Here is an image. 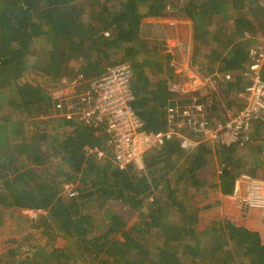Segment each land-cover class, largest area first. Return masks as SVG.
Returning a JSON list of instances; mask_svg holds the SVG:
<instances>
[{
	"label": "trees",
	"instance_id": "16d2710c",
	"mask_svg": "<svg viewBox=\"0 0 264 264\" xmlns=\"http://www.w3.org/2000/svg\"><path fill=\"white\" fill-rule=\"evenodd\" d=\"M167 7L175 9L173 18L183 17L191 22L193 40L189 66L217 65L215 74L238 71L235 81L237 83L239 78L242 85L241 71L246 66V56L264 35L260 21L264 15V0H0V117L13 115L16 110L20 117L21 113L25 115L21 121L27 120L24 103L36 109L44 104L35 113H47L51 103L46 98L47 90L36 83L37 78L45 80V84L52 82L48 89L64 76L88 77L119 62L111 60V53L131 51L135 43L144 49L151 40H156V46L163 53L156 48L146 49L140 60L147 66L136 62L133 68L138 77V84L134 85V107L144 130H165L168 109L183 108L190 102L180 91L179 99L169 95L168 82L176 83L170 73L171 56L161 47L160 40L142 36L141 31L145 19L162 17ZM202 33L204 37L200 36ZM242 50L244 60L237 55V51ZM79 51L83 52L82 56ZM161 63L167 70L163 79ZM215 74L211 77L215 84L234 80L232 74L228 80L223 76L225 73L223 80ZM147 77L155 80V91L148 90ZM25 78L38 86L26 82ZM199 93L196 103L211 109L204 100L206 96ZM234 100L236 102L235 96ZM223 106L221 102L215 105L214 111L211 109V116L207 117L210 123L212 117L217 121L223 119ZM52 125L40 130L37 124L25 134L10 137L7 158L12 162L17 160L19 168L10 179L0 167V208L16 225L15 233L42 227L52 233L58 231L61 242H46L41 251H35V254L40 251L48 255L50 264H120L119 261L124 264H264V245L259 242L248 245L257 235L245 228L225 225L219 230L214 220L202 224L203 231L192 242H179L174 234L198 223L197 213L185 208V198L194 202L195 194H206L216 184L218 192L230 195L234 180L245 173L243 170L257 177L254 171L259 168L255 165L258 159H252V165L247 167L249 161L238 154L243 148L201 145L194 152H187L177 141H170L145 155L144 173H138L132 166L124 171L113 169L119 187L99 184L97 189L101 193L96 201L100 204L109 201L115 205V211L105 218L104 233L88 239L86 218L81 211L90 198L84 192L98 185L95 172L101 168V163L86 157L83 147L99 144L102 137L74 124H59L55 128ZM69 125L67 134L61 131ZM263 127L262 122H254L250 141L245 146L260 138L259 131ZM4 137L5 132L0 134V139ZM46 143L48 147H44ZM259 155L258 161L264 165L260 146ZM209 163H216L217 168L208 172L206 179L202 171L211 168ZM79 174L83 178L78 193L69 197L65 191L66 180ZM87 174L91 175L89 183ZM262 179L264 181V174ZM205 184L206 190L198 191ZM149 197L151 200L147 199ZM176 206H180V212L174 211L168 217ZM19 211L35 214L24 217L17 214ZM160 211L162 217L155 222L158 229L161 227L158 240L155 236L141 237L135 228L128 226L129 213H138L139 219L144 221ZM52 233L48 236L56 237ZM9 241H3L7 246L0 252V264H14L8 261L11 258L8 247L13 240ZM112 250L114 255L110 256L108 251Z\"/></svg>",
	"mask_w": 264,
	"mask_h": 264
},
{
	"label": "built area",
	"instance_id": "2783aa9c",
	"mask_svg": "<svg viewBox=\"0 0 264 264\" xmlns=\"http://www.w3.org/2000/svg\"><path fill=\"white\" fill-rule=\"evenodd\" d=\"M263 67L264 40L261 39L249 50L246 66L241 71L244 86L235 94L238 109L222 110L223 119L214 124L207 120L211 116V109H205L193 99L186 107L168 109L165 130H144L143 121L134 107V72L132 63L128 60L114 63L89 78L82 74L73 80L64 76L53 83L50 92L46 91L51 107L46 115H40V119H50L56 123L70 121L96 135L102 134L99 144L83 147L86 157L100 161L109 155L119 170L124 171L132 166L138 173H144L145 155L170 141H177L180 148L187 152H194L205 143L213 148L233 145L245 148L250 141L253 123L264 122ZM183 73L187 77V90L190 94L201 92L203 88L215 84L212 78L206 79L188 68ZM215 75L221 79L223 76L230 79L229 74ZM190 134L201 138L196 139ZM260 153L264 156V141L260 144ZM65 189L69 197L75 196L70 184H65ZM230 198L241 208L259 211L264 217L262 178L247 173L240 174L234 180Z\"/></svg>",
	"mask_w": 264,
	"mask_h": 264
},
{
	"label": "rangeland",
	"instance_id": "374dc122",
	"mask_svg": "<svg viewBox=\"0 0 264 264\" xmlns=\"http://www.w3.org/2000/svg\"><path fill=\"white\" fill-rule=\"evenodd\" d=\"M77 1H80V0H77ZM169 10H172V9L170 8ZM169 10L165 9V11H169ZM261 17L262 18H260V21L262 22V24H263L262 27L264 28V15ZM200 36L204 37L205 33H204V35L201 34ZM146 37H148V36H146ZM260 37L262 40H264V35H261ZM182 38L184 39V37H182ZM184 40L185 41L180 42L179 46L180 45L182 46L181 49H183L184 46H186V48L183 50H187L188 49L187 47L189 45V43L187 41H189V38H186ZM192 40L193 39H190L191 42H192ZM207 41H208V37H207ZM207 41H205V42H207ZM133 46H134L133 50L137 51L138 48L141 47V44L135 43V45H133ZM243 52H244V50L237 51V55H238L239 59H242L245 56ZM78 53L80 56H82V54H83V52H81V51H79ZM121 58H123V59H121ZM117 59H118V61H120V60L130 61L132 63V66L134 69H135V66H137L135 60H133L130 57L128 58V52L127 51L118 52ZM140 59L142 60L143 58L141 57ZM176 59H177V61H175L176 62L175 68L177 66V62L179 64H182L184 62V61H181V62L178 61L177 55H176ZM242 60H244V58ZM143 64H144V62H143ZM262 71L264 73V67L262 68ZM154 73L156 74V72H154ZM154 73H153V78H154ZM223 73H225L224 75L232 74L231 71L219 72L218 74L220 76H222ZM64 74L67 75V72H65ZM29 78L33 79V77H29ZM29 78H25V81L26 82H32V81H29L30 80ZM132 78H133L132 79L133 83H135V85H137L138 84V77L135 74V72L133 73ZM174 81L176 83H178V84L174 85V89L180 88L182 85L184 87V85L186 83L184 76L183 77L176 76L174 78ZM45 82H46L45 80L37 78L36 83H38L39 86L44 87V89L49 91L51 86L48 89H47V87H48V84H51L52 82H50L48 84H45ZM32 83H33V85H36L34 81ZM53 83H55V82H53ZM217 83L218 84H214L213 86L208 87V92H209V93L207 92L208 94H206L204 92L203 96L204 97L206 96L205 97L206 99H204L206 104L210 105L211 109H213V111H214L215 105L222 102L224 104V106L222 107L221 110L228 109V110L236 111L237 110V103L234 100V96L238 91H240L241 88H243V87L240 88V86H242L244 84V82L242 85L240 82H239L240 84L237 83V84H239V86H237L235 80H233V81L229 80L226 82L221 81V82H217ZM36 86H38V85H36ZM185 90H187V89L185 88ZM201 92H202V90H201ZM181 93L184 94L186 97L189 96V93H186V92H181ZM45 94H46V98H49L48 92H45ZM210 94H213V96ZM193 95L197 96V94H195V93H193ZM6 98H8V97H6ZM4 100H6V99H4ZM34 101H35V97H34ZM207 102H209V103H207ZM224 102H226L227 106ZM42 105L45 106L44 104H41L40 106L37 107V109L39 110V108ZM212 105H213V108H212ZM24 106H25L24 109L26 108L25 114L27 116V120L24 119L25 121H23V120L21 121V119L25 115L23 116L21 113V117H20V113L16 110H13V115L11 113L8 116L0 117V134H3V132H5L6 138H7V141H6L5 137L0 139V167H1V170L4 169L8 173V175L10 176L9 177L10 179L12 178L14 171L18 170V168H19V164L15 163V162H17V160L15 162H12L7 158V147H8L7 144H8V140L10 141V137L17 136V135L20 136L21 133L25 134L26 131L31 130L37 124H38L40 130H43L50 123L55 124V121L50 120V119L46 120L44 122L38 123V121L42 120V119H40V115H42V114L46 115L48 113L49 109L47 110V113H42V112L41 113H35L37 110L36 107L33 108V107H31L30 104L26 105L25 103H24ZM18 118H19V120H17ZM216 121L217 120L212 117L211 123L214 124ZM44 123H46V124L44 125ZM60 124H61V122H60ZM262 124L264 126V122H262ZM52 126L54 128L56 127L55 125H52ZM68 130H70L68 127L63 128V130L61 129V131L66 133V134L68 133ZM51 133H54V132H51ZM100 135L102 136V134H100ZM259 135H260L261 139L260 138L254 139L255 141H252L251 145L246 146L245 148L238 151V154L243 158V160H248L249 162L252 161V159H255V160L258 159L259 160V157H260L259 145H260V142L264 141V127L262 128L261 131H259ZM44 147H48V144L46 143ZM257 150H258V153L256 152ZM258 160L256 162H258L259 168H255L254 175H256L257 178H260L264 174V165H262ZM102 161H96V162L101 163V168H98L97 171L95 172V178L97 180L98 185H95L94 187H90L89 189H86L84 192L87 195V197L90 198V201H88L82 207V211H81V214L86 218L85 224H86V228H87V233H85V234H86L88 239H90L92 236H97V235H101L102 233H104V231L107 228V220L105 218L110 213H113L115 211V205L114 204L111 205L109 203V201H106V202L101 203V204L96 201V198H98L99 197L98 195L101 193L98 190L99 189L98 186H99V184H103V183L106 184L107 178H109L111 180V183H109L110 185L114 184V187H116V188H118L117 186H119V184H117V180H119V179L116 177L115 172H113V169H114L113 166L114 165L110 164L109 165V166H111L110 169L104 168L102 166L104 164V162H102ZM256 162H255V164H256ZM95 164L97 165L98 163H95ZM211 165L212 164H210V166ZM105 166H107V165H105ZM210 169H208V170H210ZM208 170L206 171L204 169L202 171V172H204V174H202V176L206 179L208 177V172H210ZM243 172L248 173L247 170H245V171L243 170ZM86 177H87V182L89 183V181H91V179H90L91 175L87 174ZM81 178H83V177H80V174H79L74 179L69 178L66 180V184H70L71 187H73V190L75 192V196L78 193L77 189L81 185L80 184V182L82 180ZM210 182H211V180H209L207 182V184H210ZM207 184H205V186H203V188H199L198 191L206 190ZM82 186H83V188L85 187V185H82ZM191 192L193 193L192 190H191ZM102 194L104 195V192ZM204 195L205 194H201L198 196L195 194L194 199H193L194 203L198 200H201V198ZM183 209H184V207L182 208V210ZM180 210H181L180 206L178 208H177V206H176V208L172 207V209L170 210V213H168L167 216L168 217H169V215L172 216L174 211H175V213L178 214V212H180ZM199 210L200 209H198V211ZM205 210L206 209H201L200 212H204ZM164 212H165V210H164ZM38 213H40V212H38ZM204 213H206V212H204ZM17 214H22V215H24V217H30V216H33L35 213H31V212L30 213L29 212L22 213L19 211V212H17ZM202 215L204 216V214H202ZM152 216H153V214H151L149 218H146L144 221H142L139 219L138 213H129L127 215L128 226L135 228L138 231V233L141 235V237L149 238V237L155 236V238L158 239L160 237L159 235L161 234V227H160V229H158L156 227L155 222L159 221L161 219V217H162L161 211L158 213V215H155L154 217H152ZM197 216H198V213H197ZM196 218L198 219V217H196ZM162 228H165V227H162ZM16 229H17L16 225L10 219L9 214H7L5 211L2 210V208H0V252H2L6 248L5 246H7V243L6 242L3 243V241L10 242L9 240H13V243L8 247V253H9V256H11V258L8 259L9 263L12 262L14 264H19L21 262H26L25 264H50L49 263L50 262L49 256L46 255L45 253H41L40 248L43 247V245L46 242H54V240H58L59 242H61L62 241L61 237L58 236V234H57L58 231H53V233H52L49 230L44 229L42 227V228H38V229L26 230V231L21 232V233H15ZM49 233L55 234L56 237L48 236ZM230 248H232L231 244H230ZM30 250L33 251V253ZM38 250H40V251L35 254V251H38ZM108 253L110 254V256H112V254L114 255L113 250L108 251ZM215 260L217 261L219 259L215 258ZM221 260H222V257H221ZM221 260H219V261L222 262ZM119 263L124 264L123 261H119Z\"/></svg>",
	"mask_w": 264,
	"mask_h": 264
},
{
	"label": "crops",
	"instance_id": "0c3cea01",
	"mask_svg": "<svg viewBox=\"0 0 264 264\" xmlns=\"http://www.w3.org/2000/svg\"><path fill=\"white\" fill-rule=\"evenodd\" d=\"M172 9L174 11L173 10H169V11L164 10V15L162 17L145 19L146 24L141 31V35L145 36V37L148 36V38L153 37L152 39H157V40L159 39L161 41V47H163V49H165V52L171 56L170 73L173 74V78H175L176 76L183 77L184 76L183 72H184L185 68H188L190 71H194V72L198 73L199 75L201 74V76L206 78V79L211 78L216 72H218V71H216V69L218 68V67H216V65L200 64V65L194 66V68L189 66L190 43H191V41H190V39H191V31H190L191 30V22L189 20L183 18V17L178 18L179 20L176 18H173L172 14L175 12V9L174 8H172ZM145 31H147L148 33H145ZM202 35H204V33H202ZM182 37H184V39L189 38V41H187L189 43L187 50H183L186 48V46H184L183 49H181V47H182L181 45L179 46L180 42L185 41ZM154 41H156V40H151L150 41L151 43H148V46L144 47V49L140 47V48H138L137 51L136 50L127 51L128 52V58L130 57L133 60H135L137 63L138 62L141 63L142 61L140 60V58L142 57L141 54L143 53V51L145 52L146 49L152 50L153 48H156L157 52H161V54H162L163 51L159 50V48L156 46V43ZM170 45H173V46H170ZM118 52H121V51H116L115 53H111V60L112 61H118V59H117ZM176 55L178 56V61H180V62L184 61V62L182 64H179L177 62V66L175 68V64H176L175 61H177ZM121 59H123V58H121ZM142 65H144L143 62H142ZM161 65H162V70H163L161 78L163 79V74H166L167 70H166V65L164 63H161ZM150 68L152 69L153 66H150ZM181 70H182V73L179 74V71H181ZM101 72L102 71L94 72L90 76H88V78L95 76V75H98V73H101ZM133 72H134V69H133ZM231 73L233 76V78L232 77L231 78L236 80V75H237L238 71H233ZM78 75H80V74H78ZM75 78L76 77L69 78V79L73 80ZM147 78H146V81L149 84L148 90L153 89L155 91V88L153 87V85L156 84L155 80H152L149 77H147ZM184 79L186 80L184 87L182 85L180 88H175V89H174V85H176L178 83L171 84L170 81L168 82V88H169V92H170L169 95H171L175 98H176V96H178L176 99H179L180 95H179L178 91L186 92V93H189V96L186 97V99H187L186 101L191 102L193 99H196L198 97V94L195 93V94H197V96H194L193 94H190L191 92H189L188 90H185V88L187 89V77L184 76ZM237 79H238L237 83H239L240 79L239 78H237ZM239 84H237V86H239ZM134 85H135V83H133V87H134ZM243 85L240 86V88L243 87ZM79 88L82 89V86H79ZM134 90H135V88H134ZM204 92L207 94V92H208L207 87L203 88L202 92L199 93V95L203 96ZM237 109H238V105H237ZM55 123H56V121H55ZM65 123H68L70 125L74 124L78 127H82V126L77 125L76 123H70V122H65V121L61 122V124H60V122H58V123L53 124V125L58 127L59 124L61 126H63V124H65ZM70 125L68 126V128H70ZM253 126H254V123L252 125V130H251L250 134H252V132H253ZM190 136H193L196 139L201 138L200 136L195 135V134H190ZM261 143L262 142H260V144ZM201 145L210 146L208 143L201 144ZM102 160H100V161L104 162V164L107 166L110 164L114 165V163L112 162L111 157L109 155H107ZM210 164L211 163H209V165ZM256 164L259 167L258 162H256ZM209 165H207L206 168L207 167L209 168ZM249 165H252V161H250L249 163L246 164V166H249ZM113 168L117 169L118 171H121L115 165L113 166ZM214 168H217L216 163H213L211 165V169L208 171H212ZM260 178H262V177H260ZM109 183H110L109 178H107L106 184H109ZM117 187H119V186H117ZM211 189H210L211 191L207 192L201 198V200H198L199 202L196 201L194 203L192 201H188L189 199H186V198L183 200V204H184L185 208L188 210V212L195 211L196 213H198V216H197L198 217V223L189 227V228H186V229L184 228V229H181V230L177 231L176 233H174L175 236L177 235V239L179 240V242H184V243L192 242V240L198 234H200L203 231L202 224H205V223L210 222V221L214 222V220L215 221L217 220V222H218L217 227L220 228L219 230L224 229L225 225H231L234 227H242V228H245L247 231L255 233L257 235V238H251L248 241V245H253V244H256L257 242L264 245V217L261 216L260 212L255 211V210H249V209L241 208L234 200H232L230 198V195H222L220 192H218L219 189L217 188V184H216V187L211 188ZM150 198L151 197H149L147 199L150 200ZM198 209H200V210L206 209L204 211L206 213L200 212V210L198 211ZM202 214H204V216ZM170 235L172 236V233H170ZM150 243H152L151 240H150Z\"/></svg>",
	"mask_w": 264,
	"mask_h": 264
}]
</instances>
